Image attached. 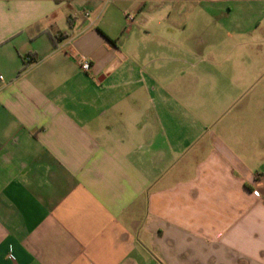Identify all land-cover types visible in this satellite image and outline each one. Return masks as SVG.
I'll return each instance as SVG.
<instances>
[{"label":"crops","instance_id":"crops-1","mask_svg":"<svg viewBox=\"0 0 264 264\" xmlns=\"http://www.w3.org/2000/svg\"><path fill=\"white\" fill-rule=\"evenodd\" d=\"M231 13L264 43V0H0V264H264V153L132 49Z\"/></svg>","mask_w":264,"mask_h":264},{"label":"rangeland","instance_id":"rangeland-1","mask_svg":"<svg viewBox=\"0 0 264 264\" xmlns=\"http://www.w3.org/2000/svg\"><path fill=\"white\" fill-rule=\"evenodd\" d=\"M237 22L247 26L252 15L231 13L218 14L212 20L203 18V26L186 33L184 45L163 42L138 25L139 31L134 30L131 37H138L140 44L132 49L140 58L153 60L146 61V65L160 66L166 86L207 85L209 91L199 103L204 107L202 114L216 122L211 128H232L239 122L241 131L244 128L252 139V153H264V43H257L249 34L241 35ZM237 57L241 62H236ZM181 69H207L214 74L201 80Z\"/></svg>","mask_w":264,"mask_h":264},{"label":"built area","instance_id":"built-area-1","mask_svg":"<svg viewBox=\"0 0 264 264\" xmlns=\"http://www.w3.org/2000/svg\"><path fill=\"white\" fill-rule=\"evenodd\" d=\"M69 43H71V41H69ZM26 60L27 61H31L32 60V58L30 57V56H28V57H26ZM79 64H80V67L82 68V70H84V71H88L90 68H91V62L89 61V59H87L86 57H80L79 58ZM0 78H2V77H0ZM257 194H258V192L257 191H255Z\"/></svg>","mask_w":264,"mask_h":264}]
</instances>
